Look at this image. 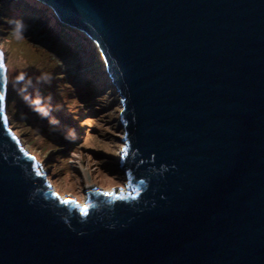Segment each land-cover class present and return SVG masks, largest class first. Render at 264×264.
I'll return each instance as SVG.
<instances>
[{
	"label": "water",
	"instance_id": "obj_1",
	"mask_svg": "<svg viewBox=\"0 0 264 264\" xmlns=\"http://www.w3.org/2000/svg\"><path fill=\"white\" fill-rule=\"evenodd\" d=\"M38 1L98 49L125 185L56 192L0 49V264H264V0Z\"/></svg>",
	"mask_w": 264,
	"mask_h": 264
},
{
	"label": "rangeland",
	"instance_id": "obj_2",
	"mask_svg": "<svg viewBox=\"0 0 264 264\" xmlns=\"http://www.w3.org/2000/svg\"><path fill=\"white\" fill-rule=\"evenodd\" d=\"M8 1L12 4L2 12L6 16L0 15L4 22L0 24L4 34H0V49L8 71L6 113L13 133L48 170V179L61 196L71 195L83 203L86 194L82 191L92 185L104 190L124 188L125 178L116 167L123 146L119 139V104L105 80L97 47L77 28L71 27L75 29L73 33L61 31L58 35L47 30L50 22L43 18L48 15L47 10L39 8L35 1L43 3L38 0ZM37 19L43 20L44 26ZM14 20H22L26 30L18 34ZM41 93L46 101L56 99L55 105L60 109L52 117H62L67 136L73 141L60 147L42 135L22 111L18 116L17 104L37 110ZM43 109L39 107L38 114Z\"/></svg>",
	"mask_w": 264,
	"mask_h": 264
},
{
	"label": "trees",
	"instance_id": "obj_3",
	"mask_svg": "<svg viewBox=\"0 0 264 264\" xmlns=\"http://www.w3.org/2000/svg\"><path fill=\"white\" fill-rule=\"evenodd\" d=\"M11 1H13V0H11ZM33 1H35V0H33ZM35 2L40 6V7L38 6L39 8L43 9V11L47 10L48 15L47 16L45 15V17H43V18H45V21L48 20L50 22V24H49L50 27L49 28L46 27L47 30H50V31L54 30L56 35H58L59 32H61V31H64V32L70 31L72 33L74 32L75 29H72L71 27H68V26L66 27L62 23H59L56 20L54 14H53V11L51 9L47 8L43 4L38 3L37 1H35ZM11 4L12 3H9L8 0H0V10L2 12H6ZM41 12H42V10H41ZM37 20H38L40 25L42 24L41 26H44L45 22L43 20H41V19H37ZM2 21H3V19L0 20V23ZM56 30H59V31H56ZM84 39H85V37H84ZM55 42H56V40L54 39V42H52V43L54 44ZM105 80H106L107 84H109V87L111 88V91H112L113 87L110 85L107 77L105 78ZM93 85L94 84H92V86ZM37 87L39 88V85ZM94 90H95V88L92 87L91 92L95 94ZM39 93H40V90L38 89V94ZM89 96L91 97V99H93V96H91V94ZM55 101H56L55 98H53L51 101H46L45 96L42 97V93H41L40 94V100L36 103V104H39V106H37V110H34V109L30 108L29 106H26V105L20 103V104H17V107H18L17 113L19 116L20 111H22V115L24 114L23 115L24 117L28 116L30 118L31 122H34L36 124V126L38 127L37 130L42 135L50 138L54 143H56L58 146L61 147V144L62 145L67 144V143H69L68 140L73 141L74 139L69 138L67 136L68 130L66 127V123L62 120V117L61 116H59V118H53L52 117L53 116L52 113H54V116H55L56 110L60 109V107H57L55 105ZM62 106H63V104H62ZM39 107H44V109L41 110L40 114H38ZM64 126L66 127V130H65ZM43 128H46V130L43 131ZM64 130H65L66 134L64 133Z\"/></svg>",
	"mask_w": 264,
	"mask_h": 264
},
{
	"label": "clouds",
	"instance_id": "obj_4",
	"mask_svg": "<svg viewBox=\"0 0 264 264\" xmlns=\"http://www.w3.org/2000/svg\"><path fill=\"white\" fill-rule=\"evenodd\" d=\"M13 25H14V29L15 31L19 34L21 33L23 30H26V25L24 24V22L22 20H14L12 21ZM51 183V182H50ZM52 184V183H51ZM53 185V184H52ZM55 188V187H54ZM107 192H110L111 190H105ZM115 191L118 192V190L115 189ZM75 199V198H74Z\"/></svg>",
	"mask_w": 264,
	"mask_h": 264
},
{
	"label": "snow or ice",
	"instance_id": "obj_5",
	"mask_svg": "<svg viewBox=\"0 0 264 264\" xmlns=\"http://www.w3.org/2000/svg\"><path fill=\"white\" fill-rule=\"evenodd\" d=\"M2 61H3V54L0 53V69L4 68V63ZM4 100H5L4 93L2 91H0V112L3 111V102H4ZM105 195H109V193H105Z\"/></svg>",
	"mask_w": 264,
	"mask_h": 264
},
{
	"label": "bare ground",
	"instance_id": "obj_6",
	"mask_svg": "<svg viewBox=\"0 0 264 264\" xmlns=\"http://www.w3.org/2000/svg\"><path fill=\"white\" fill-rule=\"evenodd\" d=\"M7 78H8V71H7Z\"/></svg>",
	"mask_w": 264,
	"mask_h": 264
},
{
	"label": "built area",
	"instance_id": "obj_7",
	"mask_svg": "<svg viewBox=\"0 0 264 264\" xmlns=\"http://www.w3.org/2000/svg\"><path fill=\"white\" fill-rule=\"evenodd\" d=\"M117 192V191H116Z\"/></svg>",
	"mask_w": 264,
	"mask_h": 264
}]
</instances>
